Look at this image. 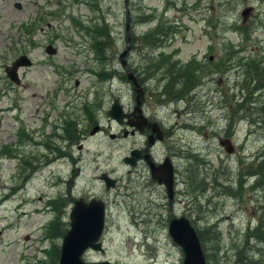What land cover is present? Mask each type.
Returning <instances> with one entry per match:
<instances>
[{
	"label": "rangeland",
	"instance_id": "rangeland-1",
	"mask_svg": "<svg viewBox=\"0 0 264 264\" xmlns=\"http://www.w3.org/2000/svg\"><path fill=\"white\" fill-rule=\"evenodd\" d=\"M200 1L0 0V153L7 150L0 155V264H31L34 257L45 258L43 251L60 244V239L48 241L44 237L58 202H73L96 191L107 203V214L104 253H90L93 261L180 264L182 252L167 232L171 213H189L193 226L205 231V252L211 258L209 262L206 259L207 264H245L247 257L256 254L258 247L253 244L254 252L245 249L244 235L259 220L256 208L264 200V191L250 186L254 179L241 177L240 166L264 153V122L262 115L249 110V104L241 110L240 103L230 99V94L239 93L246 72L235 65L228 69L227 77H204L183 114L185 102L175 104V100L155 95L166 82L169 90L172 77L181 69H145L148 60L147 64L155 60L158 67L162 61H177L178 65L196 63L205 70L211 66L213 71L228 49L235 58L264 57V0ZM249 6L253 11L242 22L240 12ZM100 18L113 39L108 60L94 56L90 49L93 31L85 27L97 26ZM163 23L175 33L174 38L168 34V41L162 37L161 44L146 50L134 42L133 38ZM244 28L251 31L247 40L240 34ZM50 44L57 49L54 56L44 51ZM101 52L106 55V49ZM20 55L29 56L33 65L19 69L20 84L15 85L7 78L5 67ZM122 62L135 75L150 72V78L142 76L150 86L144 109L150 115L153 112L164 126L175 127L174 136L157 150L161 157L169 155L170 147L182 155L173 157L185 171V179L177 185L176 190L182 193L172 207L162 190L149 194L136 171L127 173L123 160L139 145L133 136L122 137L119 126L109 123L105 115L114 99L126 110L135 106L137 93L126 79ZM111 69L116 71L109 72L108 79L116 76L107 81ZM63 74L67 80H62ZM219 91H226L228 97H220ZM70 94L75 95L74 112L80 116L84 102H90L88 111L93 114L102 104L105 111L100 125L108 130L93 136L86 133L80 147L69 150L72 157L67 159L61 156L68 152L66 143L49 137V133L57 110L72 103ZM247 101L251 102V96ZM250 117L252 123H262L251 129ZM220 138L231 140V154L218 144ZM51 141L60 148L53 156L48 149ZM43 155L49 161L56 158L44 163L47 159ZM41 159V170L31 174L27 163L31 167ZM102 175L115 179L117 186L107 190ZM242 180L244 185L239 186ZM51 202L56 203L54 209L48 206ZM212 233L218 235L216 244L207 240Z\"/></svg>",
	"mask_w": 264,
	"mask_h": 264
},
{
	"label": "trees",
	"instance_id": "trees-1",
	"mask_svg": "<svg viewBox=\"0 0 264 264\" xmlns=\"http://www.w3.org/2000/svg\"><path fill=\"white\" fill-rule=\"evenodd\" d=\"M97 1V0H93ZM152 18V17H151ZM161 22V20L159 21ZM97 26H85L87 29L92 30V39L94 40L93 44L91 45L92 48H90L92 51L95 52V57L98 60H103L104 57L106 60H108V54L111 51V44L113 42L112 34L110 29L108 28L107 24H105L104 19L100 18L97 20V23H95ZM82 25L80 24V27ZM169 29V30H168ZM253 29V28H252ZM81 30H84V28L81 27ZM85 31V30H84ZM171 31V28L166 27L165 24H159V26H156V29L151 30L146 35H141L138 39H135V43L141 45L145 48L153 49L154 47H157L162 42V37L168 35V32ZM89 32V31H88ZM240 34L243 35V37L247 40L251 36V31H248L246 28L240 29ZM102 49H106V55L102 52ZM227 54L225 58L221 59L219 63L216 64L215 69L213 71L211 70V66H209L206 70L209 72H206L205 69L202 68V66H198L196 63L191 64H185V65H178V62H174L173 64H169L170 62L162 61L160 66L158 67L155 60H151L149 64V60L146 62V70H149L151 68L152 72H155V70L159 69H167V68H175L174 66L181 69L182 72H175L173 80L170 82V89L167 90V84L166 79L164 80V85L159 90L158 94L155 95L158 96V99L167 98L169 100H190L189 95H194L195 89L197 86L201 83V81L204 79V77L213 78L214 75H220L221 77L228 76L229 70L231 67H235L237 65L240 70L243 72H246L245 75L242 74L243 78L241 80V83L239 84V93L230 94V99L235 101L236 103H240L241 110L246 107L245 103L249 104V110L256 111L257 114L262 115V122H264V57L260 55H256L255 57H251L250 59H247L245 56H241L240 58L234 57V52L231 51V49H228ZM153 58V57H152ZM230 62V65H227L226 63ZM149 65V66H148ZM173 65V66H172ZM156 66V67H154ZM229 69V70H228ZM238 69V68H237ZM116 70L111 69V71H108L107 76H109V72H115ZM186 71V72H185ZM140 73V72H139ZM150 72H141V76H146L145 78H150L149 75ZM160 73V72H159ZM164 74V72H161ZM183 73H187L185 77ZM158 74V73H157ZM195 75V76H194ZM106 76V74H105ZM106 76V77H107ZM140 76V77H141ZM247 80V82H246ZM183 82L182 84H180ZM246 82V84H245ZM179 83V84H178ZM250 86L249 88H246L245 85ZM246 92V93H244ZM154 95V96H155ZM219 95L222 98H227L226 91H219ZM251 96V102L247 101V97ZM261 98L263 100H261ZM239 99V100H238ZM231 101V102H233ZM250 125L251 129H253L256 126H259L262 122L254 121V119L250 117ZM260 123V124H259ZM64 137V138H61ZM61 140L65 143L73 144L76 142L77 137H73L70 139L65 138L66 136H61ZM52 145V146H50ZM50 147L48 149L53 150L57 149V146L53 145V142L51 141ZM7 151L6 149L3 150V152ZM1 152L0 155H3ZM52 152V151H51ZM193 157H196L193 155ZM243 164V163H242ZM242 169V172L239 174L241 177L245 178H253V183L251 186H253V189L260 188L264 191V153L259 154L255 157V159H252L251 161L245 163L244 165L240 166ZM32 168L27 163L26 169ZM244 173V174H243ZM243 180L241 181L239 186H243ZM60 205L54 210L55 212V218L53 219L52 223L49 225L47 230V236L46 239L52 241L53 239L59 240L61 238L67 229V222H65L66 219V208L67 203L66 201H60L58 202ZM54 209L53 203L51 204ZM256 214H258L259 220H257L255 224V228H252L251 230H248L247 233L244 235V247L247 249L248 247L251 249L252 252H254L253 247H251V244L254 245V247H258V250L256 249V254L251 255V258L245 259V264H264V200H262V203L259 207L256 208ZM197 235L199 237V240L202 244V248L205 252V231L203 232L201 229L196 228ZM208 241H215L214 244L217 243L218 235L216 233L210 234V236L207 239ZM207 241V242H208ZM216 251V250H215ZM206 259L208 262L210 261L209 256L206 255ZM258 257V258H257ZM59 259V247L56 245H52V248L50 250V254L48 255V259L40 264H57Z\"/></svg>",
	"mask_w": 264,
	"mask_h": 264
},
{
	"label": "water",
	"instance_id": "water-1",
	"mask_svg": "<svg viewBox=\"0 0 264 264\" xmlns=\"http://www.w3.org/2000/svg\"><path fill=\"white\" fill-rule=\"evenodd\" d=\"M15 7L19 8V5L16 4ZM250 12V7L245 8L241 12L244 21L247 19ZM45 52L48 55H53L56 53V50L51 45H48L45 48ZM125 53L126 51L123 55ZM31 64L29 58L26 55H22L18 57L11 66L5 68V73L12 82L19 84L17 75L18 69L29 67ZM122 65L125 67L126 72H128L127 77L135 84L134 90L138 92L139 88L135 78L129 73L130 70L127 68L125 62H122ZM138 105L139 101L137 100L136 112H139ZM107 115L120 124L126 117L117 100H114ZM133 125L136 126V124ZM94 133L95 131L91 132V134ZM110 137L113 138V136ZM228 142L229 141H220V145L225 146V150L231 153L233 149L227 145ZM144 158L150 167L152 179L157 180L158 183L165 186L168 197L171 199L173 175L169 159H167L163 165L156 167L148 159V156ZM140 159H142L140 151L132 150L129 156L124 158V162L130 166H134ZM161 173H163V177L159 176ZM101 179L106 182L107 188L113 186V181L107 176L102 175ZM104 216V204L99 200L92 199L88 203H85L83 200H78L74 203V206L69 212V229L61 240L58 264H112L110 262H86L83 259V255L88 249L102 251L101 244L98 241L104 228ZM167 232L173 243L177 245L182 252L183 258L180 264H207L196 231L187 218L180 217L171 219L168 224Z\"/></svg>",
	"mask_w": 264,
	"mask_h": 264
},
{
	"label": "flooded vegetation",
	"instance_id": "flooded-vegetation-1",
	"mask_svg": "<svg viewBox=\"0 0 264 264\" xmlns=\"http://www.w3.org/2000/svg\"><path fill=\"white\" fill-rule=\"evenodd\" d=\"M31 63H32L31 64L32 66L33 62ZM63 75L65 77L66 74H63ZM134 76L137 82L139 83V85H141V90H142L141 95H139L138 99L136 98V95L134 97L135 104H137V100L139 101V105L141 109V118H139V116L135 114L134 112L135 107H133L132 109L130 108L129 110H126L125 109L126 107L122 105L124 112H126L127 113L126 115H128V118H126V120L122 123V125L119 126V131L122 137L125 134L127 136H133V138L136 139L137 145L139 146L136 148H131V149L132 150L138 149V151H140V156H142V159L138 160L134 166H130L127 164L128 165L127 173L136 171L138 174L139 181L142 183V185H145L150 190L149 194L152 193L154 189L162 190L165 194L164 197L168 199L167 205L169 207H172L173 202L176 201L175 197L181 192L180 191L178 193V191L176 190L177 185L180 183V181L182 180L184 181L185 179L184 177L185 171L183 170L181 171L180 167H178L174 163L173 157L179 158L182 155L180 152L174 151L173 147H170L168 149L170 151L169 155L165 153L164 156L162 157L158 154L157 150H158L159 144L166 142L167 140L171 139V136H174L175 127L164 126L162 121H159L154 117L153 112L151 113V115L146 112V110L144 109L145 93L150 90V86L147 84L146 79L143 78L142 76L140 77L135 74ZM64 77H62V80H67V78L66 77L64 78ZM75 86H77V81L75 82ZM70 95H72V98H73L72 103L74 105L69 106L72 103L67 102L68 105L64 107L62 111H59V109L57 108L58 109V110L56 109L57 113L53 117V122L50 124V127L53 128V130L51 131H56V132L61 131L62 133L61 136H66L65 138L67 139L77 137V140L75 143H73V145H70V143L65 145L68 147V152H62V156L66 157L67 159L68 158L71 159L72 157V155L69 153V150L73 146H78L79 143H81L84 139H86V133H89V135H91V132L93 131L105 132L108 130V127H103L100 125L101 114L103 111H105L102 104L98 106L95 114H93L92 112L88 111V107H90V104H89L90 102H84L82 105V110H81V116H82L81 118L80 114H76V112H74V110H76V105H77L75 103V95L74 94H70ZM182 101H185V100H182ZM185 105L186 107L182 109L183 112H186L188 110L187 108L189 107V103L187 100L185 101ZM107 113L105 114L106 116H107ZM108 122L111 123L110 120ZM128 122L130 124H136V127L138 128L133 129L131 127H128L127 125ZM61 136H58V137H61ZM61 138H64V137H61ZM50 151H52L51 153L52 155H54L60 150L59 148H57V149H54V151L53 150H50ZM43 156H44L43 158L47 159V156L45 155ZM145 156H148L149 157L148 159L156 167L163 165L165 161L169 159V162L171 164V171L173 175V184H172L173 192H172L171 200L167 195L164 185L158 183L157 180L152 179L151 170H150V167L147 161L144 158ZM41 164H42V159L39 160L37 165H32L31 168L33 169V171H35L40 168ZM77 171L79 172V170ZM159 176L163 177V173H161ZM110 179L113 181L112 187H116L118 182L115 179L113 180V178H110ZM102 183L104 184L105 188L109 190L103 181ZM183 195H185V192H183ZM78 199H82L84 202H88L92 199L101 200L104 203V209H105V212L107 213V203L104 200V198H102L101 195L97 193V191L94 193L93 192L88 193L86 197H80ZM75 201L76 200H74V202ZM66 203L69 204L70 202H66ZM171 214H170L171 217H169L170 219L180 217V216L191 218L189 213L186 215L180 214L178 216H174L173 214L172 215Z\"/></svg>",
	"mask_w": 264,
	"mask_h": 264
},
{
	"label": "bare ground",
	"instance_id": "bare-ground-1",
	"mask_svg": "<svg viewBox=\"0 0 264 264\" xmlns=\"http://www.w3.org/2000/svg\"><path fill=\"white\" fill-rule=\"evenodd\" d=\"M179 84V83H178Z\"/></svg>",
	"mask_w": 264,
	"mask_h": 264
}]
</instances>
